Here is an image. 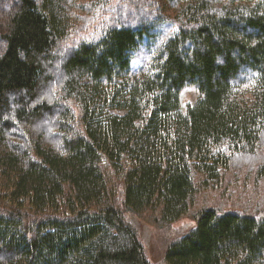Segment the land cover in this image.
<instances>
[{"label": "trees", "instance_id": "16d2710c", "mask_svg": "<svg viewBox=\"0 0 264 264\" xmlns=\"http://www.w3.org/2000/svg\"><path fill=\"white\" fill-rule=\"evenodd\" d=\"M74 1L0 11V264H153L127 215L159 209L167 227L200 192L242 187L246 208L199 210L163 259L264 264V0H105L88 34ZM126 6L136 21L115 23Z\"/></svg>", "mask_w": 264, "mask_h": 264}, {"label": "rangeland", "instance_id": "374dc122", "mask_svg": "<svg viewBox=\"0 0 264 264\" xmlns=\"http://www.w3.org/2000/svg\"><path fill=\"white\" fill-rule=\"evenodd\" d=\"M38 1V0H37ZM105 0H76L74 1L76 4L72 6L71 10V18L73 19L72 25L78 26V28H83L85 26H90L88 30L84 31V34H88L90 31H94L98 22L95 20L96 8L104 3ZM91 2V3H90ZM13 0H0V11L3 9H7L11 7ZM89 3V4H87ZM117 1L115 0L113 3L109 5V9L114 12ZM5 6V8H1ZM80 7H83L80 8ZM80 8V9H79ZM163 13L168 15L172 13V9L170 6L163 2ZM116 20L115 23L118 21L121 24H131L136 21L134 16L137 15L139 12L134 11L132 8L126 6L120 13L116 10ZM72 13L74 18L72 17ZM147 13V12H146ZM145 13V14H146ZM133 15V16H132ZM144 15V14H143ZM94 19L95 21H92ZM123 22V23H122ZM5 24L3 20H1L0 16V35L3 34ZM165 31H168L166 26L163 28ZM1 48V43H0ZM61 57V56H60ZM59 59V57H58ZM146 62V54L143 49H140L132 58V70L134 73H137L140 68H142L143 64ZM57 63V62H56ZM56 63H46L45 69V77L52 76L54 80L59 81L61 76L60 70V62L58 65L54 66ZM48 90L47 85H40L39 87V94L45 95L46 91ZM198 95L196 91L188 87L186 88L180 95V112H185L187 105H193L197 100ZM49 121L44 120L36 126L37 131H46V135L48 134V126ZM34 134V132H33ZM235 165L241 166L245 165V170H255L258 166V160L248 159L246 160H239L234 162ZM244 170H240V173H243ZM251 189L247 188L238 189L235 191L233 198H227L226 196L221 194L219 189H209L206 191L200 192L193 200L189 211L186 215L187 219H182L179 222L167 226L163 225L160 222L159 216V209H148L144 212L136 215H127L126 217L130 219L135 226L137 227L138 231H140V236L142 237V241L145 244L146 253L148 259L153 264H166L163 259L164 249L166 244L168 243V239H172L181 231H185L189 228L192 223L190 217L195 215L199 210L204 208H214L220 210H227L226 208H246V193H250ZM264 192V187H259L256 189L257 195H261ZM232 199L236 200L232 202Z\"/></svg>", "mask_w": 264, "mask_h": 264}]
</instances>
